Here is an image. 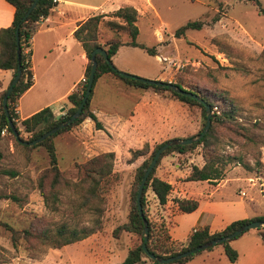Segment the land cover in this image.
<instances>
[{
	"label": "rangeland",
	"instance_id": "obj_1",
	"mask_svg": "<svg viewBox=\"0 0 264 264\" xmlns=\"http://www.w3.org/2000/svg\"><path fill=\"white\" fill-rule=\"evenodd\" d=\"M81 1L91 5L88 9L90 13L98 12L92 10L93 6H101L100 8L108 11L115 9L117 4L135 6L138 9L135 22L138 28L136 41L157 51L162 61L139 47L129 46L122 47L119 57L121 61H132L133 64L141 65L151 72H163L159 79L164 81L171 79V82H174L176 76L181 75L190 82L188 85L198 86L200 91L231 99L237 108L235 123L246 128L248 138H239L231 132L220 130V148L223 155L242 156L251 168L247 169L241 164L230 162L223 165L224 170L245 174L250 177L249 180H258L263 184L255 183L251 186L246 178H242L244 175H240L236 180L232 173L227 174L225 181L216 188L205 182H192V195L188 197L198 200L200 208L195 212L175 213L176 228L173 229V235L184 237L191 233L201 210L205 208L210 213L218 215L227 214L229 211L245 213L248 208L263 210L264 13H261L253 2L245 0ZM258 1L264 9V0ZM215 16L218 17L216 21ZM195 20H202L204 25L201 28H188L183 34L175 36V31L179 27ZM155 29L162 35L161 41L158 40ZM128 39L130 38L126 33L120 34L122 42ZM127 73L145 79H155L154 76ZM149 92L151 95L143 100V109L133 114L135 118H131L128 123L127 138H123L122 133L118 135L119 139L115 141L117 147L109 145L114 138L111 134L109 137L112 140L108 137H95L98 149H103L102 151L91 148L89 143L91 137L86 143H84L86 139L68 137L65 131L54 137L56 154L59 153L57 156L59 170L63 178L69 182L68 186L60 189L55 210L47 207L36 187L37 175L49 166L45 148L36 146L26 149L12 132L5 131L1 134L0 195L5 197L0 198V264H120L125 259L128 250L139 242V236L122 231L119 237H115L112 231L128 219L129 193L135 170L144 158L140 156L131 162V151L141 148L144 143H148L151 148L154 144L170 138H185L196 134L203 127L199 107L168 95ZM133 99V95L126 97L119 91L105 86L100 105L104 111H118L120 114L133 110L136 105ZM115 123L107 121L110 128L118 131L120 126H115ZM18 128L24 140L27 139L29 134L19 123ZM85 131L89 133L88 130ZM91 142L95 143L94 138ZM120 144H124L125 147L122 148ZM106 148L109 151L115 149L117 152L112 161V170L116 176L103 193L105 203L101 214L102 229L60 248L43 247L28 250L22 244L14 248L10 233L4 224L21 230L26 228L34 217L41 216L56 224L66 223L70 227L89 229L93 226L95 205L87 203L83 197L89 182L86 171L93 165L90 159L106 152ZM117 149L124 151L119 152ZM176 153L173 152L171 155ZM183 154L185 156L199 154V147L191 153ZM185 156L177 155L164 164L161 159L159 168H173L176 162H180L182 166L187 165ZM235 166L239 167L234 168ZM2 170H11L14 175L1 173ZM169 174L171 173L165 172V178L171 181L173 190L180 178H173ZM259 176L262 178H257ZM72 184L80 187L76 189ZM241 191L246 195H241ZM251 197L254 202L249 203ZM147 198L151 218L164 219L168 227L176 211L174 200L178 198L177 195L171 192L168 195L170 202L167 201L163 207L156 204L150 192ZM209 212L204 214V218H208ZM251 232L255 233L256 230ZM248 234L250 233L239 237L238 240L228 241L230 246L238 251L236 264L252 263V258L248 256L249 250L247 251L243 244L241 246V242L251 236ZM223 250L224 245L218 243L212 249L200 250L199 254L184 263L166 264H229ZM256 254L257 260H264V250L263 254L261 252ZM142 258L143 263L154 264L147 256Z\"/></svg>",
	"mask_w": 264,
	"mask_h": 264
},
{
	"label": "trees",
	"instance_id": "obj_2",
	"mask_svg": "<svg viewBox=\"0 0 264 264\" xmlns=\"http://www.w3.org/2000/svg\"><path fill=\"white\" fill-rule=\"evenodd\" d=\"M14 7L13 20L7 27L0 28V69L11 70L12 77L15 75L18 64L20 65V76L13 86L11 93L7 98V109L9 117L15 125L19 139L22 141H31L44 132L50 130L60 122L66 120L76 109L81 101V98L85 92L88 75L90 71V58L91 52L98 47L103 48L107 53V58L112 62V56L117 52L118 48L122 44L120 40V34L125 32L129 36L130 40L127 45L133 47H139L145 50L150 55H156V51L153 48L147 47L142 43L136 41L138 34V28L135 24L137 19V10L132 6L119 7L111 14H107L113 17H118L123 20L124 24H120L114 20H104L105 14H97L88 17L85 21L79 23L78 27L74 31V36L77 38L85 51L87 57V64L85 67V81L77 86L75 90L70 92L67 96V100L70 104L68 109L60 117H56L50 107H44L39 111L33 113L29 117L19 119L16 111V102L20 95L25 92L33 83V75L30 70V63L28 61V55L30 52H25V48L29 46L30 39L38 27L39 19L46 17L50 14L51 8L54 5V0H38L35 7L29 14V16L20 23V20L33 0H6ZM251 1L256 5L261 13H264V9L260 6L258 0H245ZM218 19L214 17V21ZM20 23V24H19ZM103 23L108 29H110L114 35L111 39L100 42L98 40V27ZM19 24V47L20 56L19 62L16 53L15 43V28ZM204 25L202 20L189 21L183 26L179 27L175 31V36H179L184 33L188 28H201ZM97 67L95 70V77L91 92L85 102L80 115L74 122L55 132L49 137L43 139L34 145L24 144L23 147L30 149L36 146H43L49 157V166L44 168L36 177V187L39 190L40 195L43 197L47 207L55 210L57 207L56 202L59 200L60 189L68 186V180H65L61 175L57 164V154L54 144V137L64 131L70 130L73 126L81 123L84 119L90 118L96 127V129H103L101 122L97 119L95 114L90 108V99L93 91L95 81L104 73H111L116 78L120 79L125 85L133 88L150 89L160 95H168L172 98L178 99L189 105H195L200 108L202 116V126L205 123V110L203 104L199 103L193 98L178 94L172 89L165 86H156L145 83L137 78L123 77L119 74L117 68L113 70L107 59L100 53L96 54ZM11 77V79H12ZM138 77V76H136ZM141 78V77H138ZM11 81V80H10ZM181 75H177L175 83L183 90L191 91L198 94L209 106L212 112L211 123L207 133L197 142L185 145H173L166 148L159 156L155 166L149 173L142 190L140 197V204L142 207V216H140L136 193L141 177L149 165L152 156L156 149L162 145L166 140L154 144L151 148L148 143L136 150L131 151L130 161L136 160L140 156H144L142 162L137 166L134 174V180L129 193V212L128 219L123 224L118 225L112 231L113 236L119 237L122 231L132 232L139 236V242L134 244L127 253V256L120 264H135L141 261L142 257H146L141 244L143 242V219L148 224V238L146 241L147 249L154 255L161 257H169L190 248L199 246L209 240L227 235L244 223L251 220H263L264 215L256 216L253 218H244L233 220L219 231L210 232L207 226L196 229L187 239L185 243L173 241L168 233V227L164 219L155 220L151 218L148 212V198L147 194L150 192L153 195L158 206L163 207L168 200V195L171 191V184L156 174V169L160 160L173 152L187 153L193 152L199 147V154L203 158V165L197 166L195 164L190 166L189 173L184 177L186 181H212L216 182L223 178L224 166L230 162H236L243 167L249 169L251 166L242 156L238 154H222L220 148L221 141L219 138V131L231 132L239 138H248L245 126L239 123H235V117L237 113L236 105L231 99L224 98L223 95L205 93L198 90V86L189 84ZM10 83V82H9ZM7 88V87H6ZM6 88L0 91V139L1 131L6 129L8 132H12L8 120L5 115L2 106V97L6 91ZM214 107L217 110H214ZM218 111V112H216ZM18 123L23 127V130L29 134V137L24 140L20 135V129ZM235 123V125L233 124ZM200 128L196 134L202 131ZM194 134V135H196ZM190 135L187 137H192ZM185 137V138H187ZM114 159L113 152H105L94 156L90 161L93 162L92 167L86 171L88 177V189L83 193V197L86 202L93 206L95 212V218L93 219V226L89 229L70 227L66 223L56 224L51 220L45 219L41 216L34 217L26 228L17 230L9 224H4L10 233V240L14 248H17L22 244L28 250H37L43 247L60 248L64 245L80 241L90 234L100 231L102 229V211L104 209L105 199L103 193L107 191L109 186L113 183V179L116 173L112 170V161ZM224 165V166H223ZM1 173H7L14 175L11 170H2ZM74 188L80 187L77 184H72ZM78 189V188H76ZM5 197L0 195V198ZM177 207L182 212H191L198 206V201L192 198H182L175 200ZM264 230V227H262ZM238 237V236H237ZM262 241L264 242V234L262 235ZM224 245V254L229 260V264H235L237 260V251L230 246L228 241L222 242ZM213 246L206 249H212ZM202 251V250H201ZM201 251L195 252L187 257L180 258L172 263H184L191 259L194 255L199 254ZM154 264H158L157 261L150 259Z\"/></svg>",
	"mask_w": 264,
	"mask_h": 264
},
{
	"label": "crops",
	"instance_id": "obj_3",
	"mask_svg": "<svg viewBox=\"0 0 264 264\" xmlns=\"http://www.w3.org/2000/svg\"><path fill=\"white\" fill-rule=\"evenodd\" d=\"M118 6L123 7V6H132V5L117 4L116 8L111 11H108L104 8H100L101 6H93L94 9L92 8V10L93 11L98 10V12L90 13L88 9L89 7H91V5H89L85 1L54 0V5L51 8L50 14L44 17L43 20L38 24L37 29L35 30V32L33 33L30 39L29 63H30V70L32 71V75H33V83L17 99L16 111L19 116V119H24L26 117H29L33 113L47 106L51 108V106L54 105V108H51L52 112L58 111L60 107H64L66 110L68 109L70 104L67 100V96L70 92H72L77 88V86L81 83V79L85 77V67L87 64V57L82 47V44L77 38H75L73 33L75 29L78 27L79 23L85 21L88 17L97 14H105V16L103 17L105 21L114 20L120 24H124L122 19L107 15L117 10ZM132 7L135 8V6ZM135 9L137 10V14H138V9L137 8ZM13 14H14V7L6 0H0V28L7 27L11 24L13 20ZM105 27L106 26L103 23L99 24L98 40L100 42H105L111 39L114 35V33L110 29ZM154 31L155 34H160V32L157 29H155ZM129 40L130 39H128L125 42L121 41L122 44L118 48L117 52L111 58L113 65L120 71H127L138 74L140 76H154L155 79L161 78L163 72H159V73H157L156 71L151 72L150 70L144 68L141 65L133 64L132 61H121V59L119 58L120 51L122 47L129 46L127 45V42ZM158 40L161 41L162 36H158ZM129 47H133V46H129ZM156 53L158 52L156 51ZM152 56H155L158 60L160 59L162 61L161 57H159L157 54ZM11 77H12L11 70L0 69V91L8 86ZM169 80L171 81V79ZM105 86H108L110 88L119 91L120 94L126 97L129 95L131 96L133 95L134 97L133 100L135 101L136 104L133 110L120 114L118 113V111H104V109L101 108L100 101H101V96L103 95V88ZM131 89H133L134 91H132ZM149 91L152 90L133 88L127 86L120 79L116 78L113 74L104 73L95 81L90 99V108L97 117V119L101 122L103 129H96L94 122L90 118H86L81 123L73 126L70 130L65 131L67 132L66 135L68 137H78L83 140L86 139L84 143H86L88 138L91 137L92 140H90L89 142L91 148L94 149L95 151L96 150L102 151L103 149H98L95 137L102 136L104 138L108 137L109 139H111L109 137V135L111 134L114 138H113V142L109 143V145L116 146L115 141H118L119 139L118 135L122 133L123 138H127L128 123L131 121V118L133 119L135 118L133 114L143 109L144 98H146L148 95H151ZM153 93L157 94L154 91ZM107 121H109L110 123L116 122L115 126L119 125L120 126L119 130L115 131V129L110 128L107 125ZM85 130H88L89 133H87ZM114 132H116L117 134H115ZM93 138L95 140V143L91 142L93 141ZM127 141L130 142L128 139ZM54 144H55V140H54ZM119 146H122V148L125 147L124 144H120ZM55 148H56V144H55ZM117 150L119 152L124 151V149L121 150L117 149ZM115 151H116L115 149L109 151V149L106 148V152H113L114 155H117V152ZM58 154L59 153H57V156ZM177 155L185 156L184 154L181 153H176L174 155L169 154L162 158V163L164 164V162L165 163L170 162L172 159L176 158ZM185 157L187 159V165L182 166L180 162H176L173 164V168H169V167L159 168V165L157 168L156 174L163 180L169 182L170 184L171 181L165 178L166 176L165 172L166 173L170 172L171 174L169 175L173 178L176 179L180 178V180L177 181L176 187L172 190V186H171V191H170V193L172 192L177 195L178 198L176 199L191 198L188 196L192 195L191 193V188L193 185L192 182H197V181H186L184 180V177L189 173L191 165L195 164L200 167L203 165L204 162L200 154L189 155ZM236 167L239 166H235L234 168ZM224 173L225 175H223V178H221L216 182H212V181L210 182L206 180L199 182L208 183L210 187L213 186L216 188L219 187L225 181L224 178H226L227 174L232 173V175L235 176L234 179L236 180L240 178L239 177L240 175H244L245 177L242 178H246L251 186H254L255 183H258L259 185L263 184L262 182L259 183L258 180L251 181L249 180L250 177H248L247 175L239 172L236 173L235 171L232 170H224ZM257 178H262V177L259 176ZM260 190H262V188H260ZM245 195L246 193L244 192V196ZM151 196L153 197L152 194ZM175 200H174V204L176 211L173 213L172 223L168 226L169 236L175 242L185 243L189 238V236L194 232V230L204 226H207L210 232H215L223 229L225 225H227L233 220L244 219V218L249 219L256 216L264 215V209L257 210L254 208H248V210H246L245 213L244 212L236 213L229 211L227 214L225 213L224 215H218L212 212L211 214L205 208V210H201L200 216L196 220L195 227L192 229V232L188 233L184 237H180V236L176 237L173 235V229L176 228L175 225L176 223L174 221V214L180 212V210L178 209ZM169 202L170 201H168V203ZM248 202L252 203L254 202V199L251 197L248 200ZM199 208H200V203L198 202L197 208L191 212H195ZM206 212H209L208 218H204V214ZM185 213H190V212H185ZM254 230H256L255 233L251 232ZM246 233H250L248 235L251 236H248L246 240L242 241L241 246L243 244L245 249L247 251L249 250L248 256L252 258L251 264H264L263 259L257 260V254H256L260 252L263 254L264 242L262 241V235L264 234V230L250 229L242 233L238 237L233 238L232 240L234 239L238 240L239 237L246 235ZM238 257L239 254L237 256V260ZM143 261L144 258H142L140 262L135 264H146L143 263Z\"/></svg>",
	"mask_w": 264,
	"mask_h": 264
},
{
	"label": "water",
	"instance_id": "obj_4",
	"mask_svg": "<svg viewBox=\"0 0 264 264\" xmlns=\"http://www.w3.org/2000/svg\"><path fill=\"white\" fill-rule=\"evenodd\" d=\"M38 0H33L31 2V4L29 5V7L27 8V10L24 12L20 23L25 20L29 14L31 13V11L33 10V8L35 7L36 3ZM19 23V24H20ZM19 24L16 26L15 28V43H16V53H17V59L19 62V56H20V47H19V35H18V29H19ZM100 53L104 56V58L107 59V62L109 64V66L115 70V66L113 65V63L107 58V53L106 51L101 48H95L92 52H91V58H90V62H91V66H90V71H89V75H88V80H87V84H86V89L85 92L81 98L80 103L78 104V106L76 107L75 111L63 122H60L58 125L54 126L53 128H51L50 130L44 132L41 136H39L38 138L31 140V141H22L21 139H19V134L18 131L15 127V125L13 124L12 120L9 117V113H8V109H7V98L9 96V94L11 93L13 86L16 84L19 76H20V65L18 64L17 70L15 75L12 77L10 83L8 84L6 91L2 97V106L5 112V115L7 117L8 120V125L14 135V137L16 138V140L18 142H21L23 144H27V145H34L37 144L38 142L42 141L43 139L49 137L50 135L54 134L55 132L61 130L62 128L66 127L67 125L71 124L72 122H74L76 120V118L80 115L82 108L85 104V102L87 101V98L91 92V88L93 85V81H94V77H95V70L97 67V62H96V54ZM119 74L123 77H128V78H137L140 79L141 81L151 84V85H156V86H165L168 87L170 89H172L173 91H175L178 94H182L184 96H188L190 98L195 99L196 101H198L199 103L203 104L204 106V110H205V123L203 126V129L200 133L192 136V137H187V138H178V137H174V138H170L167 139L162 145H160L156 151L154 152L152 159L149 163V165L147 166V168L145 169L141 180L139 182L138 188H137V193H136V199H137V207H138V211L140 216H142V207L140 204V197L142 194V190L144 187V183L149 175V173L152 171L153 167L155 166L160 154L168 147L173 146V145H185V144H191L193 142H197L199 141L208 131L210 123H211V109L210 106L196 93H193L191 91H187V90H183L181 89L179 86H177L175 83L171 82V81H164V80H159V79H145V78H138L132 74H129L125 71H119ZM51 108H54V105L51 106ZM66 112V109L64 107H60L58 109V111H54V115L56 117H60L62 114H64ZM264 227V221L263 220H251L247 223H244L243 225H241L239 228H237L236 230H234L233 232L218 237V238H214L212 240H209L199 246H196L194 248H190L188 250H185L183 252H180L178 254L169 256V257H161V256H157L154 255L153 253H151L147 247H146V241L148 238V224L147 221L145 219H143V230H142V234H143V242L141 244L142 250L144 252V254L152 259L157 261L160 264H166V263H170L173 262L175 260H178L180 258H184L187 257L195 252H198L200 250L206 249L208 247L211 246H215L218 243H222L225 241H229L232 240L233 238L241 235L242 233L250 230V229H260Z\"/></svg>",
	"mask_w": 264,
	"mask_h": 264
},
{
	"label": "built area",
	"instance_id": "obj_5",
	"mask_svg": "<svg viewBox=\"0 0 264 264\" xmlns=\"http://www.w3.org/2000/svg\"><path fill=\"white\" fill-rule=\"evenodd\" d=\"M42 20H43V18L41 17V18L39 19L38 24H39ZM157 35H158V36H162L161 34H157ZM25 52L29 53V46L25 48ZM28 61H29V55H28ZM81 81H85V77H83V78L81 79ZM214 110H217V108L214 107ZM5 131H6V129H3V130L1 131V134H4ZM241 195H244V192H242ZM194 231H195V230H194Z\"/></svg>",
	"mask_w": 264,
	"mask_h": 264
}]
</instances>
